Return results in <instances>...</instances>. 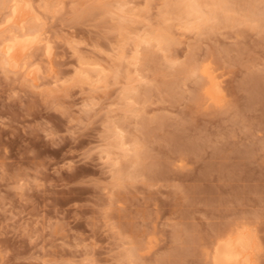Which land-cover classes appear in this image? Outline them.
I'll return each instance as SVG.
<instances>
[{"label":"clouds","instance_id":"obj_1","mask_svg":"<svg viewBox=\"0 0 264 264\" xmlns=\"http://www.w3.org/2000/svg\"><path fill=\"white\" fill-rule=\"evenodd\" d=\"M0 137V264H264V0H0Z\"/></svg>","mask_w":264,"mask_h":264},{"label":"rangeland","instance_id":"obj_2","mask_svg":"<svg viewBox=\"0 0 264 264\" xmlns=\"http://www.w3.org/2000/svg\"><path fill=\"white\" fill-rule=\"evenodd\" d=\"M214 119L217 121L215 124L212 125L213 128V137L215 140L223 142L226 138V135L228 133L229 128L231 127V124L229 122V117L225 114H220L218 118L214 117ZM7 135V134H5ZM11 141L4 140L3 137H0V145L3 144H11ZM23 149H21V152ZM18 155V154H17ZM229 155H232V153H229ZM7 166L9 168H14L19 164V160H11L8 159L5 161ZM236 166L239 169L241 176H248L249 178L256 177L261 170V165L259 161H256L254 164L250 165L249 167L245 168L241 165L240 161L236 162ZM71 195H74V193H69L68 195H65L64 198L67 199Z\"/></svg>","mask_w":264,"mask_h":264},{"label":"bare ground","instance_id":"obj_3","mask_svg":"<svg viewBox=\"0 0 264 264\" xmlns=\"http://www.w3.org/2000/svg\"><path fill=\"white\" fill-rule=\"evenodd\" d=\"M17 11H21V10H19V9H14V10H13V16H14V17H15V15H16ZM221 243H222V245H223V250H224L225 255H230V254L232 253V251H233V247H232V242H231V240H230V239H229V240H224V241H222Z\"/></svg>","mask_w":264,"mask_h":264}]
</instances>
